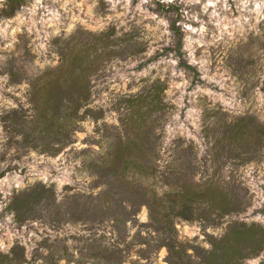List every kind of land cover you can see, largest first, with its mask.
Wrapping results in <instances>:
<instances>
[{
    "label": "rangeland",
    "instance_id": "obj_1",
    "mask_svg": "<svg viewBox=\"0 0 264 264\" xmlns=\"http://www.w3.org/2000/svg\"><path fill=\"white\" fill-rule=\"evenodd\" d=\"M7 4L0 0V9ZM174 24L183 56L174 49ZM111 27V40L94 38ZM84 43L98 58L88 106L103 115L85 114L56 154L26 144L3 116L14 109L31 115L32 81ZM155 81L166 84L168 106L151 113L155 132L142 128L137 154L154 159L157 176L135 169L117 176L103 158L124 131L125 97L149 94ZM240 118L250 124L239 138L231 124ZM258 124L264 0H24L13 16H0V250L21 245L20 264H170L143 198L145 187L169 189L167 175L178 185H214L250 201L216 223L175 217L181 241L210 249L211 236L221 238L235 220L264 225ZM262 262L264 248L243 264Z\"/></svg>",
    "mask_w": 264,
    "mask_h": 264
},
{
    "label": "trees",
    "instance_id": "obj_2",
    "mask_svg": "<svg viewBox=\"0 0 264 264\" xmlns=\"http://www.w3.org/2000/svg\"><path fill=\"white\" fill-rule=\"evenodd\" d=\"M23 2L24 0H8L7 6L0 9V16H13ZM173 28L176 34L174 49L183 56L182 32L175 24ZM114 35L115 27H111L108 31L94 35V38L99 42H106ZM92 54L87 43L73 46L61 53L62 61L56 70H47L32 81L33 113L28 116L23 110L14 109L3 116V120H11V124L7 126H14L13 133L23 134L26 144L33 147L43 144L44 151L56 154L73 141L74 131L85 114L101 117L104 112L102 109L95 110L88 106L92 94L89 76L96 70L98 59H93ZM181 62L195 71L194 66L183 59ZM151 88L153 92L149 91V94L143 92L125 97L127 112L122 117L124 131L117 134L116 141L111 142L112 146L103 158L117 176L125 175L129 169L141 171L149 177L157 176L154 159L146 160L137 154L140 151L142 128L148 125L151 113L164 110L168 106L162 95L166 84L155 81ZM83 108L85 111L81 113ZM249 124L244 118L231 124L235 137L240 138ZM149 131L154 133L155 128L149 126ZM257 133L263 140V124H258ZM188 148L193 154L194 146L190 144ZM169 173L175 179L183 177L177 171ZM166 178L169 189L159 193L156 187H145L143 198L153 208L152 221L157 231L164 234L163 244L169 248L170 264H243L245 259L256 256L264 248V225L239 220L231 222L221 238L211 236L210 249L181 241L178 238L175 217L187 220L205 219L216 223L217 218L225 214L245 210L250 201L244 200L238 193L214 185H197L193 188L187 183H172L168 175ZM189 248L193 249L197 260L189 253ZM23 249L21 245H16L9 253L0 250V263L20 264Z\"/></svg>",
    "mask_w": 264,
    "mask_h": 264
}]
</instances>
